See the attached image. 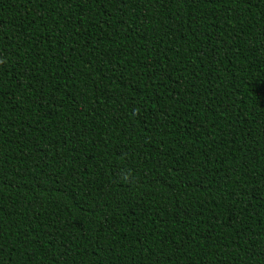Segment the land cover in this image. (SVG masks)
<instances>
[{
	"label": "trees",
	"instance_id": "trees-1",
	"mask_svg": "<svg viewBox=\"0 0 264 264\" xmlns=\"http://www.w3.org/2000/svg\"><path fill=\"white\" fill-rule=\"evenodd\" d=\"M0 264H264V0H0Z\"/></svg>",
	"mask_w": 264,
	"mask_h": 264
},
{
	"label": "clouds",
	"instance_id": "clouds-1",
	"mask_svg": "<svg viewBox=\"0 0 264 264\" xmlns=\"http://www.w3.org/2000/svg\"><path fill=\"white\" fill-rule=\"evenodd\" d=\"M127 178V177H126Z\"/></svg>",
	"mask_w": 264,
	"mask_h": 264
}]
</instances>
